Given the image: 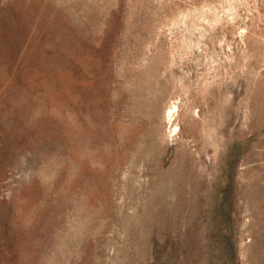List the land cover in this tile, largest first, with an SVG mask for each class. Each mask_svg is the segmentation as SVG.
<instances>
[{
    "label": "rangeland",
    "instance_id": "obj_1",
    "mask_svg": "<svg viewBox=\"0 0 264 264\" xmlns=\"http://www.w3.org/2000/svg\"><path fill=\"white\" fill-rule=\"evenodd\" d=\"M0 264H264V0H0Z\"/></svg>",
    "mask_w": 264,
    "mask_h": 264
},
{
    "label": "bare ground",
    "instance_id": "obj_2",
    "mask_svg": "<svg viewBox=\"0 0 264 264\" xmlns=\"http://www.w3.org/2000/svg\"><path fill=\"white\" fill-rule=\"evenodd\" d=\"M168 114L171 115V112H169ZM169 115H168V116H169Z\"/></svg>",
    "mask_w": 264,
    "mask_h": 264
}]
</instances>
